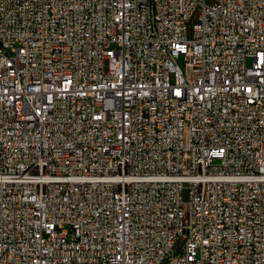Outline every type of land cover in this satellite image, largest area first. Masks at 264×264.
I'll return each instance as SVG.
<instances>
[{
	"label": "built area",
	"instance_id": "built-area-1",
	"mask_svg": "<svg viewBox=\"0 0 264 264\" xmlns=\"http://www.w3.org/2000/svg\"><path fill=\"white\" fill-rule=\"evenodd\" d=\"M0 264H264V0H0Z\"/></svg>",
	"mask_w": 264,
	"mask_h": 264
},
{
	"label": "rangeland",
	"instance_id": "rangeland-1",
	"mask_svg": "<svg viewBox=\"0 0 264 264\" xmlns=\"http://www.w3.org/2000/svg\"><path fill=\"white\" fill-rule=\"evenodd\" d=\"M179 63H180L181 65H183V60H182V59H179Z\"/></svg>",
	"mask_w": 264,
	"mask_h": 264
}]
</instances>
